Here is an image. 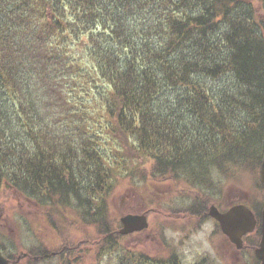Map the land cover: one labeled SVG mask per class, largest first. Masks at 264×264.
<instances>
[{
    "label": "trees",
    "instance_id": "trees-1",
    "mask_svg": "<svg viewBox=\"0 0 264 264\" xmlns=\"http://www.w3.org/2000/svg\"><path fill=\"white\" fill-rule=\"evenodd\" d=\"M263 153L264 0H0V194L74 205L110 250L134 159L150 181L254 177L259 222Z\"/></svg>",
    "mask_w": 264,
    "mask_h": 264
},
{
    "label": "rangeland",
    "instance_id": "rangeland-1",
    "mask_svg": "<svg viewBox=\"0 0 264 264\" xmlns=\"http://www.w3.org/2000/svg\"><path fill=\"white\" fill-rule=\"evenodd\" d=\"M88 123L90 130L99 129L90 118ZM124 164L121 161L120 166ZM129 164L122 169L125 177L110 192L108 221L115 228L112 249L100 250L98 230L78 220L74 205L65 210L51 204L40 208L5 183L0 194L3 255L14 264H258L254 250L247 247L249 241L257 240L253 235L237 250L208 216L212 204L222 210L236 203L254 207L261 199L251 184L254 177L244 174L228 184L214 170L210 185L199 188L188 182L142 179L149 166L139 167L136 159ZM127 214H145L147 228L120 234V219Z\"/></svg>",
    "mask_w": 264,
    "mask_h": 264
},
{
    "label": "water",
    "instance_id": "water-1",
    "mask_svg": "<svg viewBox=\"0 0 264 264\" xmlns=\"http://www.w3.org/2000/svg\"><path fill=\"white\" fill-rule=\"evenodd\" d=\"M259 182L263 194V207L260 213V240L254 253L260 264H264V154L259 167ZM210 217L219 222L222 233L229 239L236 249L243 247L242 237L252 233L257 225V220L252 211L245 205L238 204L220 213L215 206L209 208ZM122 235L139 232L147 227L144 215H126L120 219ZM0 264H9L0 253Z\"/></svg>",
    "mask_w": 264,
    "mask_h": 264
},
{
    "label": "flooded vegetation",
    "instance_id": "flooded-vegetation-1",
    "mask_svg": "<svg viewBox=\"0 0 264 264\" xmlns=\"http://www.w3.org/2000/svg\"><path fill=\"white\" fill-rule=\"evenodd\" d=\"M214 205H215V204H214ZM210 206H211V205H210ZM215 206H216V205H215ZM216 207H217V206H216ZM217 208H218V207H217ZM218 210H219L220 212H224V211H226V210H222V209H219V208H218ZM247 237H248V236H245V237L243 238V240L246 239ZM64 256H66V254H64ZM27 257L30 258L29 255H28ZM35 258H36V257H34V260L41 259V257H38L37 259H35ZM19 260H20V259H19ZM174 263H175V262H174Z\"/></svg>",
    "mask_w": 264,
    "mask_h": 264
}]
</instances>
